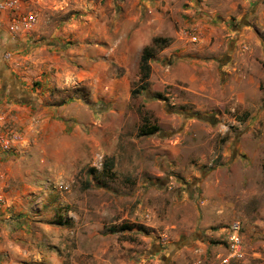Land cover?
<instances>
[{"label": "rangeland", "instance_id": "obj_1", "mask_svg": "<svg viewBox=\"0 0 264 264\" xmlns=\"http://www.w3.org/2000/svg\"><path fill=\"white\" fill-rule=\"evenodd\" d=\"M32 3L21 50L50 62L30 71L25 89L35 94L22 100L38 110L35 121L42 107H65L49 116L46 138L33 136L36 123L27 134L5 120L20 140L4 164L0 223L15 219L24 235L18 242L0 227L1 244L21 246L0 264H220L215 233L232 220L243 256L230 264H264V251L248 256L256 227L264 231V0ZM196 6L218 37L209 47L223 39L216 54L197 56L204 44L184 35ZM237 29L248 34L239 45L226 35ZM88 47L120 58L84 62ZM142 122L158 130L141 136ZM196 239L208 240L200 254Z\"/></svg>", "mask_w": 264, "mask_h": 264}, {"label": "crops", "instance_id": "obj_2", "mask_svg": "<svg viewBox=\"0 0 264 264\" xmlns=\"http://www.w3.org/2000/svg\"><path fill=\"white\" fill-rule=\"evenodd\" d=\"M34 1V0H31ZM202 6L197 7L195 10H188L186 14H190L191 16H188V19L186 21V23L184 24V28H186V26L192 24L193 22H197L201 25H203L204 31H203V36L202 39L200 40V42L202 41V43L204 45H201L196 52V54H198L197 56H200L201 54H207V52H211V54H214L215 52H218L219 49V45L222 44L223 39H221V42L218 43V45H212L211 47H209L208 42L210 40V38L213 37V39H217L218 37L216 35H213L215 33V28L210 24L209 20H210V16L209 15H204L206 14L205 12H203L204 9H202ZM201 10V11H200ZM200 11V12H199ZM205 11V10H204ZM198 12V14L196 15L195 13ZM207 16V17H205ZM10 20V15L7 12H3L0 13V116L4 117V119L10 123L12 126H16L18 129H24L27 131V134H29V132L31 130L34 129L35 123L38 125L37 129L34 131L33 136L35 134H39V137L42 138L43 136L45 137V133L46 130L48 128V124L46 123V121H48L49 116H52L56 110L61 109V107H65V104H63L62 106L58 107L57 104H55L54 106L51 107H42L39 112H40V116L39 120L35 121V119L37 118L36 115L34 116V111H38L36 110H32L33 107V102H30L28 100H22L24 98V96L26 95H30V94H35V93H30L29 90H26L25 88L27 87L28 84V80L30 76V71L34 70H47L49 67V62L47 60H50L49 54L48 57H40L38 59H36L32 53H26L23 52L21 50V47H25L28 42H27V37L24 36H19V35H12L8 32L7 30V25H8V21ZM189 21V22H188ZM187 24V25H186ZM180 38L181 40L184 38L183 36H181L182 34V29H180ZM206 32V33H205ZM202 34V32H201ZM217 35H220L217 34ZM228 36L231 35V39L233 37L236 38V44L239 45L241 44V41H244V37L247 36L248 34L246 31L243 30H232L231 33L226 34ZM24 40V41H22ZM208 40V41H207ZM24 42V43H21ZM214 42V41H213ZM234 41L231 40L230 43H233ZM201 43V44H202ZM216 44V42H214ZM218 46V48H217ZM51 46L48 47H42V48H33V50H35V52L40 51L41 49L43 50H47L50 51ZM140 48V47H139ZM217 48V49H216ZM5 53H10V57L5 58L4 54ZM99 49L97 48H93V47H88L87 49H85L82 53L80 57L82 61L84 62H88L89 58L92 57H97L99 56ZM101 56H106L107 60L112 59V60H119L120 57H113L114 54H109L107 50H104L101 48ZM216 54V53H215ZM110 56V57H108ZM191 57H196L195 53L192 54ZM220 60V59H219ZM216 60V61H219ZM226 65V66H225ZM225 67V72L226 70L230 67L229 63L224 64ZM56 74H59L58 72H56ZM82 74L84 76V78H91L92 73L90 71V73L88 71H82ZM224 77L227 78V75H225ZM194 78L193 75H191V77L189 78L190 83L191 80ZM55 84H60V82H58V79L55 80ZM8 87H10V90L8 89ZM12 87V88H11ZM11 92L12 95L14 94L15 96L12 99V103L11 104H6L5 101L7 99V97L9 95H7V93ZM6 94V95H5ZM31 99V98H30ZM35 99V98H33ZM43 98H39L37 102V104H42L44 103V101H42ZM32 100V99H31ZM58 107V108H57ZM38 108V107H37ZM39 109V108H38ZM52 110V111H51ZM33 112V113H32ZM44 117V118H43ZM35 126V127H36ZM26 135H24V137H22V142L23 139L25 140ZM46 138V137H45ZM26 143H27V139H26ZM15 151V150H14ZM13 151V152H14ZM11 152V151H10ZM9 153V152H8ZM8 153H0V188L3 187L4 184V180H5V167L4 164H6V159L8 157ZM3 211L2 209L0 210V212ZM3 217V216H2ZM0 217V218H2ZM14 220H11L9 222H4V223H0V227L3 230H5V232L7 233V236H13V239L21 242L22 237L24 234L21 233V230L19 229V225H17V223H14ZM233 221V220H232ZM230 221V222H232ZM14 224V225H13ZM230 224V223H229ZM228 224V225H229ZM257 228L260 227H256V232L253 233V238L254 242H250L251 247L252 245H254V248H249L250 250V254L248 255L249 257L254 256V258H257L259 255H261L260 251H264V231L260 232L258 231ZM10 231V232H9ZM12 231V232H11ZM226 228H221L219 231H216L215 233V238L219 241L224 242V251H225V238H226ZM0 238H1V233H0ZM212 238V237H209ZM202 241V240H200ZM199 239H196L194 242H191V244H194L193 249L195 248V250L193 252H197V254H200L201 250H203L204 246H207L205 244L208 243V240L206 242H200ZM21 246L19 248L18 245H11V244H1L0 242V257L3 256V254H5L6 256H13L16 251H20ZM199 252V253H198ZM5 257V256H4ZM7 259V257H5ZM15 259H19L17 255H15ZM13 261V260H12ZM19 262H22L21 260H19ZM245 262V261H244ZM3 264V263H1ZM193 264H197V263H193ZM244 264H249V263H244Z\"/></svg>", "mask_w": 264, "mask_h": 264}, {"label": "built area", "instance_id": "obj_3", "mask_svg": "<svg viewBox=\"0 0 264 264\" xmlns=\"http://www.w3.org/2000/svg\"><path fill=\"white\" fill-rule=\"evenodd\" d=\"M28 0H0V13L7 12L10 15L7 30L12 35L28 33L36 21V16L31 3ZM27 2V3H26ZM185 37L191 43H198L202 39L201 25L193 22L184 31ZM5 58L10 57V53L4 54ZM4 117L0 116V153H8L14 149L20 140L19 135L7 129ZM5 199L0 192V204ZM241 224L238 220H233L226 228L225 253L219 258L220 264L237 263L243 256Z\"/></svg>", "mask_w": 264, "mask_h": 264}, {"label": "trees", "instance_id": "obj_4", "mask_svg": "<svg viewBox=\"0 0 264 264\" xmlns=\"http://www.w3.org/2000/svg\"><path fill=\"white\" fill-rule=\"evenodd\" d=\"M157 39H153V42H155ZM152 55V50L151 46L146 45L142 48L141 54L139 57V73H140V80L142 82H146L149 73H150V67L148 64V61ZM145 88L142 85L139 89L137 90H132L130 94L134 96L135 94L139 93L141 90L143 91ZM158 130V127L156 125H148L146 122H142V124L139 127V135L144 136V135H149L153 134Z\"/></svg>", "mask_w": 264, "mask_h": 264}]
</instances>
